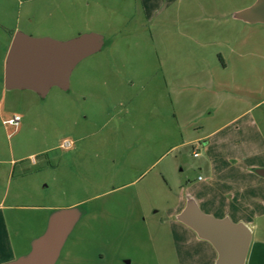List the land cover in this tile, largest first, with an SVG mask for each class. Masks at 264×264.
<instances>
[{
  "label": "rangeland",
  "instance_id": "374dc122",
  "mask_svg": "<svg viewBox=\"0 0 264 264\" xmlns=\"http://www.w3.org/2000/svg\"><path fill=\"white\" fill-rule=\"evenodd\" d=\"M254 1L0 0L1 263L74 205L54 264L215 263L177 214L192 199L217 217L237 206L228 193L258 195L241 167L264 163V23L233 17ZM16 31L104 44L40 97L4 87Z\"/></svg>",
  "mask_w": 264,
  "mask_h": 264
},
{
  "label": "water",
  "instance_id": "95a60500",
  "mask_svg": "<svg viewBox=\"0 0 264 264\" xmlns=\"http://www.w3.org/2000/svg\"><path fill=\"white\" fill-rule=\"evenodd\" d=\"M233 17L248 23H264V0L233 12ZM103 35L85 32L65 40L35 37L16 31L8 47L3 83L5 89H28L44 97L51 87L67 90L72 69L85 57L99 51ZM264 176V168L256 169ZM84 213L79 205L53 210L44 231L33 238L27 253L0 264H54L75 224ZM178 220L210 242L216 250L214 264H245L251 231L242 222L217 218L202 212L189 199L177 214Z\"/></svg>",
  "mask_w": 264,
  "mask_h": 264
},
{
  "label": "crops",
  "instance_id": "0c3cea01",
  "mask_svg": "<svg viewBox=\"0 0 264 264\" xmlns=\"http://www.w3.org/2000/svg\"><path fill=\"white\" fill-rule=\"evenodd\" d=\"M8 46L9 42L6 50ZM251 108L252 106L246 110ZM259 168H264V163L248 162L241 167L244 181L247 184V192L252 194L256 190L258 195H247L242 204L239 193H228L227 200L234 201L237 206L234 208L225 201L221 207V214L217 216V218L228 217L233 222H242L250 228L251 241L245 264H264V176L256 172Z\"/></svg>",
  "mask_w": 264,
  "mask_h": 264
},
{
  "label": "built area",
  "instance_id": "2783aa9c",
  "mask_svg": "<svg viewBox=\"0 0 264 264\" xmlns=\"http://www.w3.org/2000/svg\"><path fill=\"white\" fill-rule=\"evenodd\" d=\"M17 119H18V116L15 115V116H13L12 118L8 119L7 122L15 123V122L17 121ZM69 145H70V142H68V141H64V142L62 143V146H64V147H68Z\"/></svg>",
  "mask_w": 264,
  "mask_h": 264
},
{
  "label": "flooded vegetation",
  "instance_id": "af4514ba",
  "mask_svg": "<svg viewBox=\"0 0 264 264\" xmlns=\"http://www.w3.org/2000/svg\"><path fill=\"white\" fill-rule=\"evenodd\" d=\"M126 264H129V259H123Z\"/></svg>",
  "mask_w": 264,
  "mask_h": 264
}]
</instances>
